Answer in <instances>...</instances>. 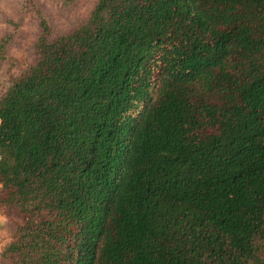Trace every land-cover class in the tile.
Segmentation results:
<instances>
[{"label": "trees", "instance_id": "trees-1", "mask_svg": "<svg viewBox=\"0 0 264 264\" xmlns=\"http://www.w3.org/2000/svg\"><path fill=\"white\" fill-rule=\"evenodd\" d=\"M19 63L6 264H264V0H93Z\"/></svg>", "mask_w": 264, "mask_h": 264}, {"label": "rangeland", "instance_id": "rangeland-1", "mask_svg": "<svg viewBox=\"0 0 264 264\" xmlns=\"http://www.w3.org/2000/svg\"><path fill=\"white\" fill-rule=\"evenodd\" d=\"M92 3L93 0H0V45L4 44V53L20 65L19 62L30 54L40 16L49 22L54 32L59 33L82 20ZM17 65L0 59V93L11 82V73L18 70ZM17 220L16 214L0 206V264H6L1 252L11 240Z\"/></svg>", "mask_w": 264, "mask_h": 264}]
</instances>
